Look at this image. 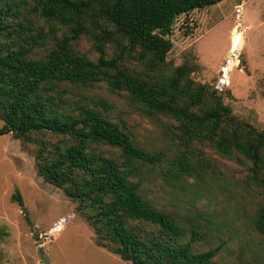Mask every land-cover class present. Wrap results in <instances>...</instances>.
<instances>
[{
	"label": "trees",
	"instance_id": "trees-1",
	"mask_svg": "<svg viewBox=\"0 0 264 264\" xmlns=\"http://www.w3.org/2000/svg\"><path fill=\"white\" fill-rule=\"evenodd\" d=\"M221 1L0 0V134L29 149L38 174L75 204L98 246L132 264H222L225 241L198 249V227L154 204L141 185V163L162 164L165 153L139 145L110 103L70 99L63 86L104 83L142 114L166 117L181 144L172 179L200 177L191 163L200 143L234 158L247 182L264 187V129L194 77L196 58L177 66L168 59L177 17ZM12 198L24 206L18 191ZM254 224L264 236V205Z\"/></svg>",
	"mask_w": 264,
	"mask_h": 264
},
{
	"label": "rangeland",
	"instance_id": "rangeland-1",
	"mask_svg": "<svg viewBox=\"0 0 264 264\" xmlns=\"http://www.w3.org/2000/svg\"><path fill=\"white\" fill-rule=\"evenodd\" d=\"M170 38L168 59L175 66L196 58L194 77L221 90L238 116L264 129V0H222L181 14ZM90 44L83 39L80 48L87 50ZM100 84L63 88L70 99L110 103V114L125 120L139 145L165 153L162 164L141 163L146 177L141 185L154 204L180 216L189 228L198 227L203 236L195 244L198 249L224 240L217 256L222 264H264V236L254 224L264 205V187L246 181V167L209 144L194 143L191 163L200 177L172 179L167 171L181 144L169 120L142 114L126 95ZM16 191L24 206L13 200ZM0 249V264H44L43 255L48 264H132L96 244L92 227L76 213L75 204L38 174L34 156L12 134H0Z\"/></svg>",
	"mask_w": 264,
	"mask_h": 264
},
{
	"label": "water",
	"instance_id": "water-1",
	"mask_svg": "<svg viewBox=\"0 0 264 264\" xmlns=\"http://www.w3.org/2000/svg\"><path fill=\"white\" fill-rule=\"evenodd\" d=\"M42 260H43L44 264H48L50 262V259L47 255H43Z\"/></svg>",
	"mask_w": 264,
	"mask_h": 264
},
{
	"label": "built area",
	"instance_id": "built-area-1",
	"mask_svg": "<svg viewBox=\"0 0 264 264\" xmlns=\"http://www.w3.org/2000/svg\"><path fill=\"white\" fill-rule=\"evenodd\" d=\"M221 80H223V79H221ZM222 82V81H221Z\"/></svg>",
	"mask_w": 264,
	"mask_h": 264
}]
</instances>
